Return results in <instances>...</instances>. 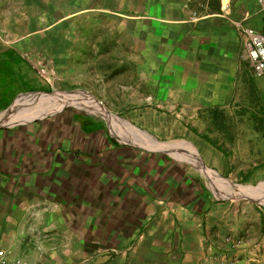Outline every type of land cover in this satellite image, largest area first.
I'll return each instance as SVG.
<instances>
[{"label":"crops","instance_id":"0c3cea01","mask_svg":"<svg viewBox=\"0 0 264 264\" xmlns=\"http://www.w3.org/2000/svg\"><path fill=\"white\" fill-rule=\"evenodd\" d=\"M116 1L106 16L124 25L129 62L144 70L128 104L107 113L70 104L0 126V250L11 263L210 264L225 218L218 194L232 193L216 182L228 188L234 175L247 182L262 172L264 160L233 169L226 147L233 135L248 141L258 83L237 25L264 34V2ZM0 61L14 70L1 66V116L37 89L25 88L36 85L25 55L6 48ZM153 115L195 117L199 127L182 123L186 142L155 148L138 130L156 131L133 119ZM224 237L221 229V245Z\"/></svg>","mask_w":264,"mask_h":264},{"label":"rangeland","instance_id":"374dc122","mask_svg":"<svg viewBox=\"0 0 264 264\" xmlns=\"http://www.w3.org/2000/svg\"><path fill=\"white\" fill-rule=\"evenodd\" d=\"M119 1L122 2L117 0V4ZM112 7V0H0V50L9 48L25 55L35 69L36 85L27 84L25 88L37 90L26 95L82 92L109 112L108 105L119 110L128 104L122 98L128 96L127 89L135 75L144 76V70H135L129 62L132 54L118 36L124 25L106 16ZM139 58L137 54L138 61ZM255 79L258 83L250 85L247 100L249 113L254 112L249 117L247 136L245 132L248 141H238L239 135L234 140L233 135V140L227 142L233 169L235 166L241 169L245 161L264 160V155L256 157V153H264V76ZM98 96L107 100L101 101ZM133 119L156 131L147 133L140 129V135L161 144L186 142L182 123L199 127L197 118L191 116L153 115ZM230 123L229 126L239 129L235 118ZM100 126L101 123L96 128ZM256 128L263 133L262 139L253 136L252 129ZM233 177L224 180L228 188L216 182L219 189L232 193L228 196L219 191L218 194L217 204L224 206L225 218L217 221V253L210 264H264V167L258 177L247 182L238 175ZM221 229L225 236L222 245Z\"/></svg>","mask_w":264,"mask_h":264},{"label":"bare ground","instance_id":"6f19581e","mask_svg":"<svg viewBox=\"0 0 264 264\" xmlns=\"http://www.w3.org/2000/svg\"><path fill=\"white\" fill-rule=\"evenodd\" d=\"M225 4V3H224ZM39 94V93H38ZM41 95H33V96H23L20 97L19 101L15 103L14 105L18 106L21 104L18 108L10 109L7 112H4L0 116V126L14 124L18 122H26L29 120H33L38 117H42L46 114H49L51 112L59 111L62 108H64L67 105L74 104H82L91 107V109H94L97 112H104L106 109L102 106H100L98 103H96L95 100L90 98L85 93H65V94H53L51 96L45 95L43 93H40ZM25 97V98H24ZM24 98V99H23ZM107 111V110H106ZM105 111V112H106ZM107 113V112H106ZM109 114V113H108ZM116 122H121L116 118ZM137 133V131H133ZM150 139V138H148ZM155 148H162L166 146L165 144H159V143H153Z\"/></svg>","mask_w":264,"mask_h":264},{"label":"built area","instance_id":"2783aa9c","mask_svg":"<svg viewBox=\"0 0 264 264\" xmlns=\"http://www.w3.org/2000/svg\"><path fill=\"white\" fill-rule=\"evenodd\" d=\"M263 3V0H260ZM245 42V52L247 59L252 65L253 74L256 78L264 76V34L259 33L251 27L244 25V21L237 25ZM0 264H20L19 262L11 263L7 254L0 250Z\"/></svg>","mask_w":264,"mask_h":264},{"label":"trees","instance_id":"16d2710c","mask_svg":"<svg viewBox=\"0 0 264 264\" xmlns=\"http://www.w3.org/2000/svg\"><path fill=\"white\" fill-rule=\"evenodd\" d=\"M1 66L6 67L5 73L10 72L11 74H13L14 70H13V68H12L10 63H8L7 61H4V62L0 61V73H1V71H3V70H1ZM18 90H19V88L13 90V93L18 92Z\"/></svg>","mask_w":264,"mask_h":264},{"label":"water","instance_id":"95a60500","mask_svg":"<svg viewBox=\"0 0 264 264\" xmlns=\"http://www.w3.org/2000/svg\"><path fill=\"white\" fill-rule=\"evenodd\" d=\"M7 111H9V110H7Z\"/></svg>","mask_w":264,"mask_h":264}]
</instances>
